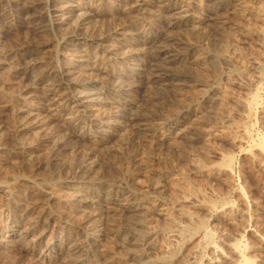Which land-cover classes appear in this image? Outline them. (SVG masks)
Segmentation results:
<instances>
[{
  "label": "rangeland",
  "instance_id": "1",
  "mask_svg": "<svg viewBox=\"0 0 264 264\" xmlns=\"http://www.w3.org/2000/svg\"><path fill=\"white\" fill-rule=\"evenodd\" d=\"M207 260L264 264V0H0V264Z\"/></svg>",
  "mask_w": 264,
  "mask_h": 264
},
{
  "label": "bare ground",
  "instance_id": "2",
  "mask_svg": "<svg viewBox=\"0 0 264 264\" xmlns=\"http://www.w3.org/2000/svg\"><path fill=\"white\" fill-rule=\"evenodd\" d=\"M257 95V94H256ZM249 106V105H248ZM247 109V108H246ZM261 153V152H260ZM227 160V159H226ZM227 162V161H226ZM230 166V165H229ZM196 192V191H195ZM189 199V198H188ZM204 203V202H203ZM143 205V204H142ZM159 208H161V207H159ZM205 208V207H204ZM186 212V211H185ZM187 213H188V211H187ZM190 213V212H189ZM181 218V217H180ZM169 227V226H168ZM201 229V228H200ZM196 235V234H195ZM175 237V236H174ZM256 239V238H255ZM177 244V243H176ZM220 244V243H219ZM243 246V245H242ZM221 246H216V245H213V246H210L209 248L211 249V252H212V254H213V256H214V258H216L217 259V261L219 260V261H222V260H227L228 259V257L227 256H225V252L224 251H222V249L220 248ZM238 249H240V248H238V245H237V247L234 245V243H233V245H226L225 246V250L226 251H228L229 253H231V254H233V257H241V249H240V252H239V250ZM167 252V251H166ZM227 252V253H228ZM164 253H165V251H164ZM231 254H230V256H231ZM168 255V254H167ZM243 255V254H242ZM211 256V255H210ZM211 259H212V257H211ZM213 261V260H212ZM212 261H210V260H207V262H206V264H212ZM215 261V260H214ZM217 263V262H216ZM215 263V264H216ZM242 264H248V262L247 261H245L244 263H242Z\"/></svg>",
  "mask_w": 264,
  "mask_h": 264
}]
</instances>
